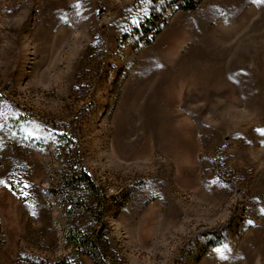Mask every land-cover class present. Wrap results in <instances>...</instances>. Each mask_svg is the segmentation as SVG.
Here are the masks:
<instances>
[{
	"label": "rangeland",
	"instance_id": "rangeland-1",
	"mask_svg": "<svg viewBox=\"0 0 264 264\" xmlns=\"http://www.w3.org/2000/svg\"><path fill=\"white\" fill-rule=\"evenodd\" d=\"M0 264H264V0H0Z\"/></svg>",
	"mask_w": 264,
	"mask_h": 264
},
{
	"label": "trees",
	"instance_id": "trees-1",
	"mask_svg": "<svg viewBox=\"0 0 264 264\" xmlns=\"http://www.w3.org/2000/svg\"><path fill=\"white\" fill-rule=\"evenodd\" d=\"M173 1L178 6L179 10H183V11L195 10L197 6L199 5V3L201 2V0H173ZM146 27L153 28V30L155 31V34H159L161 31V28L159 27V25L155 26L154 20L147 21ZM143 30H147V29H143ZM152 40L153 39H147L146 42L151 43ZM225 227L226 225L221 226L217 228L216 230H214L213 232L220 233ZM83 240H84L83 237H81V239H78V242L79 241L83 242ZM95 241H96L95 239L92 241V243L84 241L85 243H83V245L85 248H91V244H94Z\"/></svg>",
	"mask_w": 264,
	"mask_h": 264
}]
</instances>
